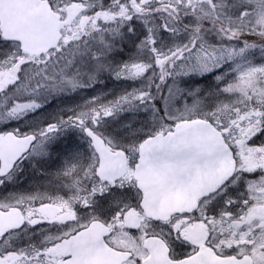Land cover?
<instances>
[{
	"label": "snow or ice",
	"instance_id": "obj_1",
	"mask_svg": "<svg viewBox=\"0 0 264 264\" xmlns=\"http://www.w3.org/2000/svg\"><path fill=\"white\" fill-rule=\"evenodd\" d=\"M0 264H264V0H0Z\"/></svg>",
	"mask_w": 264,
	"mask_h": 264
}]
</instances>
